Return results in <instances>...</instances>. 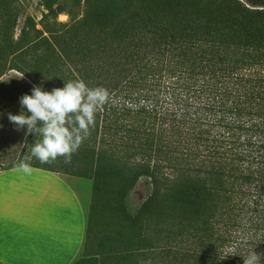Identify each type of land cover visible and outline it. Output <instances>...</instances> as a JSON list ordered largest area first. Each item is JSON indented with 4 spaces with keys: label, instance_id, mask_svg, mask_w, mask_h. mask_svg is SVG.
I'll use <instances>...</instances> for the list:
<instances>
[{
    "label": "trees",
    "instance_id": "1",
    "mask_svg": "<svg viewBox=\"0 0 264 264\" xmlns=\"http://www.w3.org/2000/svg\"><path fill=\"white\" fill-rule=\"evenodd\" d=\"M221 2L217 17L203 5L175 10L182 14L176 27L153 0H83L76 32H107L133 12L145 18V30L136 28L119 46L87 52L43 29L73 80L110 92L93 129V179L104 163L132 172L136 181L144 178L150 194L140 211L156 194L168 193L163 248L173 257L243 264L254 250L264 264V0ZM17 70L23 77L0 79L3 168L24 151L26 128L17 131L8 120V113H20V97L33 86L68 82L42 84Z\"/></svg>",
    "mask_w": 264,
    "mask_h": 264
},
{
    "label": "rangeland",
    "instance_id": "2",
    "mask_svg": "<svg viewBox=\"0 0 264 264\" xmlns=\"http://www.w3.org/2000/svg\"><path fill=\"white\" fill-rule=\"evenodd\" d=\"M16 1L20 13L13 21V29L6 32L4 49L10 52L6 65L22 69L25 76L42 84L75 78L49 35L64 40L73 51L87 52L110 45L119 46V39L136 33V28L145 30V26H141L145 20L143 14L133 12L125 15L118 25L107 32H76L74 27L81 19L83 0ZM153 1L167 9L172 25L176 27L182 14L173 15L175 10L203 5L211 17L220 14L219 10L223 9L221 0ZM226 15L230 16L228 12ZM24 18H27L26 22ZM15 75L17 73L8 71L3 78ZM42 86L46 91L53 89L52 86ZM96 143L97 133L92 130L89 138L72 156L71 163H65L61 157L52 164H46L88 181L84 232L88 236L87 248L84 252L82 245L75 264H188L182 256L173 257L163 248L170 223L167 218L171 209L169 194H156L140 211L141 204L150 194L144 178L136 181L132 172L104 163L97 179H93Z\"/></svg>",
    "mask_w": 264,
    "mask_h": 264
},
{
    "label": "crops",
    "instance_id": "3",
    "mask_svg": "<svg viewBox=\"0 0 264 264\" xmlns=\"http://www.w3.org/2000/svg\"><path fill=\"white\" fill-rule=\"evenodd\" d=\"M19 13L16 0H0L1 35L7 37ZM2 40L0 79L8 71L23 77L6 65L10 52H5ZM40 139L29 134L17 163L0 167V264H72L83 245L87 179L35 158L30 160V173L18 169L21 161L28 162L34 142Z\"/></svg>",
    "mask_w": 264,
    "mask_h": 264
},
{
    "label": "clouds",
    "instance_id": "4",
    "mask_svg": "<svg viewBox=\"0 0 264 264\" xmlns=\"http://www.w3.org/2000/svg\"><path fill=\"white\" fill-rule=\"evenodd\" d=\"M110 99L107 88L89 87L83 79L70 80L62 88L50 91L33 86L31 94L20 97V113H8V120L17 131L26 128V137H41L34 142L28 162L21 161L18 169L30 173L31 158L52 164L62 157L65 163H71L72 156L91 135L98 111ZM261 256L253 250L243 258V264H260Z\"/></svg>",
    "mask_w": 264,
    "mask_h": 264
}]
</instances>
